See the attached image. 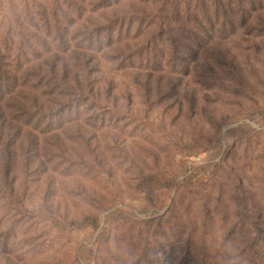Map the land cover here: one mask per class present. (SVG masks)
<instances>
[{"label": "rangeland", "instance_id": "1", "mask_svg": "<svg viewBox=\"0 0 264 264\" xmlns=\"http://www.w3.org/2000/svg\"><path fill=\"white\" fill-rule=\"evenodd\" d=\"M39 1L53 11L61 2ZM219 1L208 0L206 22L223 34L179 55L177 41H158L164 66L142 76L151 91L131 67L149 64L145 55L124 65L114 51L102 58L99 86L112 95L80 115L90 146L74 129L46 151L49 171L16 158L14 194L0 185V264H147L173 257L181 242L197 264H246L251 226L264 229V0ZM24 5L0 0L1 11ZM151 177L172 186L152 189L149 201L137 185L155 184ZM84 213H97L100 227L57 225Z\"/></svg>", "mask_w": 264, "mask_h": 264}, {"label": "trees", "instance_id": "2", "mask_svg": "<svg viewBox=\"0 0 264 264\" xmlns=\"http://www.w3.org/2000/svg\"><path fill=\"white\" fill-rule=\"evenodd\" d=\"M59 1L54 11L39 0H24L25 9L20 12L0 10V18L5 14L0 20V185L4 182L11 196L15 191L13 162L19 155L27 167L35 165L49 171L46 151L73 139L74 129L81 140H86L89 130L79 121L80 115L90 114L95 104H105L112 95V88L99 86L98 77L102 58L108 53L121 55L114 58L123 57V65L145 55L149 64L140 62L131 67L135 81L151 91L153 82L150 78L142 80V76H152L164 66V60L159 59L164 53L159 40L166 43L163 38L167 37L170 44L177 41L171 52L179 55L182 48L191 51L192 44L204 36L224 32V27L206 22L208 0ZM215 15L218 17L219 12ZM181 67L183 74H189V64ZM144 69H149L146 74ZM186 89L183 98L195 110L197 97ZM86 143L90 146L89 140ZM48 175L53 178L50 172ZM151 178L155 184L144 186L140 178L137 185L139 190L149 189V201L152 189L172 186L167 180ZM58 224L63 228H99L101 219L97 213H84ZM251 229L253 243L241 254L246 264H264V229ZM181 243L173 257L149 259L147 264H197L195 251L188 248L185 253Z\"/></svg>", "mask_w": 264, "mask_h": 264}]
</instances>
